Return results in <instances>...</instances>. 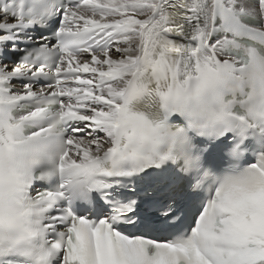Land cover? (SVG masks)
<instances>
[{
    "label": "snow or ice",
    "instance_id": "6c2138e0",
    "mask_svg": "<svg viewBox=\"0 0 264 264\" xmlns=\"http://www.w3.org/2000/svg\"><path fill=\"white\" fill-rule=\"evenodd\" d=\"M0 264H264V0L0 3Z\"/></svg>",
    "mask_w": 264,
    "mask_h": 264
},
{
    "label": "bare ground",
    "instance_id": "6f19581e",
    "mask_svg": "<svg viewBox=\"0 0 264 264\" xmlns=\"http://www.w3.org/2000/svg\"><path fill=\"white\" fill-rule=\"evenodd\" d=\"M137 18H139V17H137Z\"/></svg>",
    "mask_w": 264,
    "mask_h": 264
}]
</instances>
